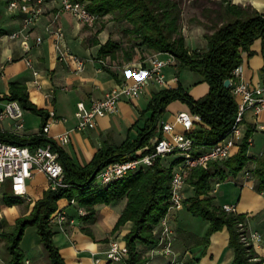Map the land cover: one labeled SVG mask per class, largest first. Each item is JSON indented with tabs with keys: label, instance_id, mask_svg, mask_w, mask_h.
Returning <instances> with one entry per match:
<instances>
[{
	"label": "trees",
	"instance_id": "1",
	"mask_svg": "<svg viewBox=\"0 0 264 264\" xmlns=\"http://www.w3.org/2000/svg\"><path fill=\"white\" fill-rule=\"evenodd\" d=\"M83 1L88 10L99 15V19L107 15L112 16L114 22L122 25V33L127 36L126 44L110 37L100 46L99 57L109 56L112 60L120 59L126 63L145 52H170L176 58L178 72L185 67L200 72L208 82L209 90L203 96L195 98L179 83L176 87H165L154 92L147 107L151 112L150 116L145 119L138 136L133 140L128 136L119 144L105 141L93 159L85 165L77 164L63 148L52 142L53 147L59 150L65 181L69 185L57 189L48 187L43 196L34 201L31 212L17 219L13 232L7 235V247L12 255L8 264H25V254L20 241L27 226L37 227L53 264H67L55 243L56 225L51 221L58 208V200L63 197L67 198L68 202L75 198L78 205L86 209L84 215L78 214L85 225L96 221V204H109L126 197V204L112 232L115 233L127 221H132L131 229L124 235L129 249L125 264H145L147 258L138 250V243L148 244L151 249L157 245L161 219L169 206L172 172L184 160V154L175 151L165 156H156L151 165L131 171L107 184L98 181L97 173L108 163L122 161L146 144H149L151 149L154 148L153 142L161 137L157 118L167 110L173 100H181L188 106V111L201 115V121L189 131V135L197 144L206 147L225 137L235 121L238 102L231 86H226L224 81L232 77L234 68L243 63L244 53H247L248 57L256 53L252 49L256 39L261 41L264 57V11H259L251 5L221 0L215 1V6H204L201 19L197 20L208 29L204 34L207 43L203 49H191L186 44L183 32L184 15L179 0ZM1 98L18 100L23 109L42 115V131L47 123L49 111L39 108L30 100L24 83L12 81L10 93ZM41 131L28 136L0 132V138L34 148L52 141ZM253 131V128L248 127L242 143L231 156L194 168L186 179V183L194 187L193 195L186 194L184 203L187 209L209 223L206 236L201 240L207 246L213 233L227 228L228 243L234 250L232 264H264V257L257 253L254 244L242 239L244 229L240 222L245 221L246 215L226 211L223 208L224 203H213L217 183L235 178L246 171L256 177V189L264 193V151L254 160V167L251 168L249 164L255 156L249 153L248 142V137ZM200 151L201 148L194 149V152ZM176 153L179 155L169 160L164 159ZM24 198V195L15 193L12 188L3 192V199L8 205L21 203ZM85 225H82V229L89 233L90 229ZM177 263L181 264L179 260L167 264Z\"/></svg>",
	"mask_w": 264,
	"mask_h": 264
},
{
	"label": "crops",
	"instance_id": "2",
	"mask_svg": "<svg viewBox=\"0 0 264 264\" xmlns=\"http://www.w3.org/2000/svg\"><path fill=\"white\" fill-rule=\"evenodd\" d=\"M179 1L183 7V15L188 14V19L191 21V25L188 26L184 18L185 36L193 30L204 35L208 29L203 23H199L197 18L201 19L204 6H215L214 2L221 0ZM229 1L251 5L259 11H264V0ZM59 6V0H47L44 13L40 18L25 26L24 12H12L5 3L0 4V109L7 101L1 97L10 93L11 82L24 83L30 100L39 108L49 111L47 122L50 123V134L58 135L64 131H70V141L63 149L77 164L85 165L93 159L105 141L119 144L128 136L132 140L135 139L141 132L145 119L150 116L151 112L147 107L153 93L165 87L153 85L136 99L123 97L117 113L100 116L96 127L76 129L75 110L78 101L89 102L92 99L101 98L112 87L125 81H131L132 78L125 73L122 67L123 60H112L109 56L102 58L98 55L100 46L110 37L114 38V20L109 18L110 15L102 17L90 27L70 12L60 10ZM57 26L63 27L65 31V39L62 43L68 45L72 53L84 60L82 69H77V63L72 57L63 61L58 59L57 40L53 34ZM21 28L23 32L30 34L31 48L29 50L23 48L21 43L23 37L10 36L13 31ZM37 35L43 37L40 43L36 42ZM205 43H207L206 39ZM252 49L256 51L253 56L248 57L247 53H244L243 73L245 78L257 80L264 76V57L261 52L260 39L254 41ZM146 55L148 52L132 61H143ZM28 58L31 59L32 66L27 64ZM34 70L38 71L37 76ZM165 71L168 77H172L176 70L174 67H166ZM35 79L38 80L40 86L34 81ZM179 83H181L180 71L179 81L171 87H176ZM185 90L193 97L199 98L209 90V84L204 79H200L198 83ZM188 109L187 105L181 104L173 113H168L164 119L174 121L173 116L176 112ZM51 111L56 113L57 120L50 117ZM23 120L24 126L17 129L13 119L5 118L0 121V132H14L28 136L41 131L42 115L24 109ZM257 123L264 124V111L258 116L254 115L251 110L247 111L245 128L246 130L248 127L254 129L251 135L252 143L249 147V153L253 155L262 152L251 150L255 145V134L259 132L264 134V130L258 128ZM256 182L257 179L253 174L246 176L243 172L235 178L221 180L215 192L214 190V193L212 192L213 203L216 205L236 204L237 211L246 215L247 231L261 234L262 239L255 248L257 253L264 257V193L256 189ZM48 187L46 174L36 171L27 180V193L24 201L8 205L3 199V192L5 189L12 188L11 179L0 183V264H8L12 257L7 247V235L13 232L18 218L31 212L34 201L42 197ZM185 187L187 196L193 195L194 187L189 183H186ZM126 201L127 198L124 197L117 202L96 204V221L85 225L80 220L75 206L69 204L67 198L63 197L58 200V207H64L69 218L74 220L71 223L66 222L63 227L55 224L54 228L55 243L67 264H125V261H109L105 250L112 237L124 241V235L132 227V221H127L115 233L112 232ZM20 204L23 205L21 213L17 210ZM190 218H195V215L187 209L185 203L173 209L171 223L175 239L172 254L151 253L150 245L138 243V250L147 258L145 264H167L177 262V260L187 264H232L234 250L228 243L227 228L213 233L210 243L206 246L201 239L208 228V221L204 222L201 231L197 233L192 230L190 224L185 223V219ZM82 225L89 228L90 232L83 231ZM20 246L24 251L25 261L29 260L28 264H52L36 226L26 227ZM97 257L101 259L99 262L95 260Z\"/></svg>",
	"mask_w": 264,
	"mask_h": 264
},
{
	"label": "built area",
	"instance_id": "3",
	"mask_svg": "<svg viewBox=\"0 0 264 264\" xmlns=\"http://www.w3.org/2000/svg\"><path fill=\"white\" fill-rule=\"evenodd\" d=\"M46 1L0 0V4L5 3L7 8L12 12H24V25L26 26L40 18L44 13ZM59 1L60 10L70 12L79 21L90 27L94 26L99 19L98 14L88 10L83 0ZM53 34L57 40L56 48L58 59L63 61L68 57H72L77 63V69H82L84 60L77 54L72 53L68 45L62 43L65 39L63 27L57 26L54 28ZM10 36L23 37L21 41L23 48L25 50L31 48L29 42L30 34L29 32H23V28L13 31ZM42 40L43 37L41 35L36 36L37 43H40ZM27 64L32 66L30 58L27 59ZM122 67H124L125 73L132 80L112 87L101 98H95L89 102L84 100L78 101L75 110V116L77 118L76 129L84 130L96 127L100 116L117 113L119 111V103L123 97L136 99L153 85L171 87L179 81L176 58L170 52H153L147 55L143 61L126 62L123 63ZM166 67L175 68L176 71L172 77L167 76L165 71ZM232 73L233 76L229 78V86H231V91L237 98L238 110L232 128L225 137L206 147L199 145L189 135V131L202 119L199 113L180 110L176 113L174 121L166 120L161 115L156 121L161 131V137L153 142L154 148L151 149L150 145L146 144L126 159L108 163L97 173L98 181L102 184H107L122 178L131 171L151 165L156 156H165L175 151H180L184 154V160L172 172L169 206L167 213L161 219V231L158 242L151 249V253H174V228L171 223V216L173 209L179 208L186 199L185 184L190 172L194 168L204 166L211 161L223 160L231 156L244 139L246 133V112L251 110L254 115L258 116L264 111V76L257 80L245 78L242 64L235 67ZM34 74L37 76L38 71L34 70ZM34 81L38 84V80L35 79ZM23 112L24 110L18 100H7L4 107L0 109V121L5 118H11L15 121L16 128L20 129L24 126ZM50 117L55 120L58 119L54 111L50 112ZM256 125L258 128L264 130V124L257 123ZM41 132L52 141L34 148L0 138V183L11 179L12 189L17 194L26 195L27 180L36 171H42L46 174L48 185L52 189L69 185L65 181L64 166L59 159V150L53 147V143L63 148L70 141V131H64L58 135H51L50 123L47 122ZM248 142L249 144L252 143L251 136L248 137ZM197 148H201L202 151L194 152V149ZM245 175L250 176L251 173L246 171ZM69 204L75 206L79 215L86 213V209L79 206L75 198H71ZM223 208L226 211L238 212L237 206L234 203H224ZM51 221L54 224H58L59 227H63L66 222L71 223L74 220L69 218L64 207H58L53 213ZM245 225L244 221L240 222V226L244 229L242 239L256 246L262 239L261 234L255 231L247 232ZM128 252L129 249L126 242L117 237H112L109 240L108 247L105 250L106 257L109 261H125ZM95 260L99 262L101 259L97 257ZM25 263L28 264L29 260L27 259Z\"/></svg>",
	"mask_w": 264,
	"mask_h": 264
},
{
	"label": "rangeland",
	"instance_id": "4",
	"mask_svg": "<svg viewBox=\"0 0 264 264\" xmlns=\"http://www.w3.org/2000/svg\"><path fill=\"white\" fill-rule=\"evenodd\" d=\"M110 19H113L112 16H109ZM185 18V23L189 26L191 25V21L189 18V15L187 14V16L185 15L184 16ZM100 20V19H99ZM113 35H114V38L115 39H118L121 41V43H127V36H125L123 33H122V25L120 23H116V22H113ZM204 35H201L198 33L197 30H193L191 32L188 33V35L185 36L186 38V44L190 47H195L194 49H203L204 48V44L205 43V39H204ZM203 45V46H202ZM198 46V47H197ZM202 46V47H201ZM148 55H150V52L148 53ZM147 56V55H146ZM202 80L203 79V76L200 72L198 71H195V70H192L190 69L189 67H185V68H182L180 69V81L181 83L183 84L184 88L188 89L190 88L191 86H193L194 84L198 83V80ZM183 105L185 104L184 102H182L181 100H173L169 105H168V109L162 114V117L163 118H166L168 116V113L171 114V112L173 113V111L176 110L177 106H180V105ZM186 105V104H185ZM24 110V109H23ZM177 113V112H176ZM176 113L174 114L173 116V119L176 115ZM261 132L255 134V145L252 146L251 150L252 151H257V152H260V154H257L253 157V160L250 162V167H254L255 166V162L254 160L258 157H260L262 154H263V151H264V134H260ZM179 154H172L170 157H165L164 159L165 160H169V158H174L176 156H178ZM23 205H18V208L17 210L21 213L22 210H23ZM204 222H206L205 219H203L202 217L200 216H195V218H190V219H185V223H188L190 224L191 228L193 231L195 232H200L201 229H202V226L204 224ZM245 224H246V221H244ZM209 226V225H208ZM246 226L245 225V230L247 231L246 229ZM55 228V227H54ZM208 229V228H207ZM207 229L203 235V237L206 236V233H207ZM248 232V231H247ZM202 237V238H203ZM175 239V238H174ZM210 240H211V236H210ZM173 247H174V241H173ZM53 264V263H52Z\"/></svg>",
	"mask_w": 264,
	"mask_h": 264
},
{
	"label": "water",
	"instance_id": "5",
	"mask_svg": "<svg viewBox=\"0 0 264 264\" xmlns=\"http://www.w3.org/2000/svg\"><path fill=\"white\" fill-rule=\"evenodd\" d=\"M229 83H230V80H229V78H227V79L224 81V84H225L226 86H229Z\"/></svg>",
	"mask_w": 264,
	"mask_h": 264
}]
</instances>
